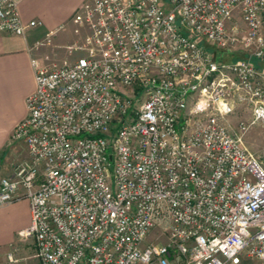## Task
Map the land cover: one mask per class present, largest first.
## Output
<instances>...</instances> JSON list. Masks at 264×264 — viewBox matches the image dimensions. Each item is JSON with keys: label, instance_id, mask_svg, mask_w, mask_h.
<instances>
[{"label": "built area", "instance_id": "2783aa9c", "mask_svg": "<svg viewBox=\"0 0 264 264\" xmlns=\"http://www.w3.org/2000/svg\"><path fill=\"white\" fill-rule=\"evenodd\" d=\"M19 2L0 0V32L38 24ZM74 22L82 55L34 62L8 141L27 156L0 176V207L29 200L37 264L264 261V158L244 142L264 126V0H86Z\"/></svg>", "mask_w": 264, "mask_h": 264}, {"label": "crops", "instance_id": "0c3cea01", "mask_svg": "<svg viewBox=\"0 0 264 264\" xmlns=\"http://www.w3.org/2000/svg\"><path fill=\"white\" fill-rule=\"evenodd\" d=\"M85 1L20 0L23 22L38 24L23 35L0 32V176L9 175L14 163L27 156L24 141L10 146L8 141L28 115L27 98L37 87L34 62L52 66L71 53L68 45L79 39L74 15ZM30 222L28 199L0 207V264H37L34 240L18 235Z\"/></svg>", "mask_w": 264, "mask_h": 264}, {"label": "rangeland", "instance_id": "374dc122", "mask_svg": "<svg viewBox=\"0 0 264 264\" xmlns=\"http://www.w3.org/2000/svg\"><path fill=\"white\" fill-rule=\"evenodd\" d=\"M82 53L80 51H71L66 56L65 60L74 61ZM62 62H57L56 65H60ZM54 66V64L52 65ZM252 116V112L245 109V106H239L237 111L231 116V122L233 125H237L240 120H249ZM244 142L247 148L258 158H264V126L260 123H256L249 128L244 136ZM113 166V161H111ZM165 236H161L160 241L165 240ZM155 239V236L151 235L149 240ZM241 264H264L263 260L258 259H245Z\"/></svg>", "mask_w": 264, "mask_h": 264}]
</instances>
